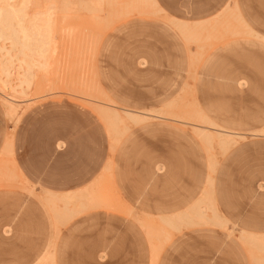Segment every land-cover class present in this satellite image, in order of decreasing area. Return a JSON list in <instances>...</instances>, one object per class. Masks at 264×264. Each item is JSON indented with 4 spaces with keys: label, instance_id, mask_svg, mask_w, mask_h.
<instances>
[{
    "label": "rangeland",
    "instance_id": "1",
    "mask_svg": "<svg viewBox=\"0 0 264 264\" xmlns=\"http://www.w3.org/2000/svg\"><path fill=\"white\" fill-rule=\"evenodd\" d=\"M125 1L73 11L54 85L29 88L13 116L0 102V264H255L241 236H264V132L254 136L264 131V0H157L162 12L127 13ZM221 12L218 25L194 24ZM107 100L152 119L112 136L98 112ZM200 112L245 139L207 150ZM209 178L223 222L165 227L159 217L198 199ZM96 179L95 202L55 215L47 191Z\"/></svg>",
    "mask_w": 264,
    "mask_h": 264
},
{
    "label": "bare ground",
    "instance_id": "2",
    "mask_svg": "<svg viewBox=\"0 0 264 264\" xmlns=\"http://www.w3.org/2000/svg\"><path fill=\"white\" fill-rule=\"evenodd\" d=\"M110 2L111 0H0V95L4 97L3 100L9 116H13L17 112L20 104L26 102L25 99L28 96L26 97L25 95L28 94L27 91H31L29 88H37L41 84L43 85V83L48 87L54 85L57 63L60 64V61L58 62V56L61 53L60 49H63L61 48L62 41L66 38L69 39V34L72 31L70 26L64 24L68 16L79 11H85L87 13L97 12L102 9L104 3L109 4ZM113 2L115 3L116 1ZM121 5L124 6L123 9L126 7L124 11L126 13L127 8L130 7L131 12L132 6L139 7L140 5L142 8L149 6L150 8L152 7V10L155 8L154 10L156 12H161L154 0H126ZM71 18L73 17L71 16ZM94 18H98V16ZM73 43L77 44L75 42ZM23 95L26 97L24 100L21 97ZM109 102L111 101L107 100L108 104L106 107L103 108L101 106L102 108H98V112L101 110L99 115H101L102 119L103 117L105 118L103 120L111 128L110 130L113 133L109 132L112 136L114 134V136L118 135L120 133L119 126L125 125L127 122L135 124L152 119L151 113H133L122 109L118 110L116 109L117 107H112L114 105L112 102V105ZM97 103L99 104V101ZM199 115L201 125H197L194 128L196 129L198 137L203 140L207 150L212 149L213 144H217L225 153L231 145L236 144L241 139L216 127L201 112ZM9 146L10 144L7 145L6 150L11 151V146ZM10 151L8 152L11 153ZM210 158L213 161V157ZM213 162L210 163L211 168L212 164L214 165ZM1 169L0 173H3L2 176L5 178L6 170ZM109 198L110 200L112 199L110 196ZM109 198L106 197V199ZM210 200L209 189H207L202 200L196 206L193 215L187 218L188 221L192 222L190 225L208 224L212 221L218 223L223 222L219 214L214 211ZM110 202L113 204V199ZM147 224L150 225L149 223ZM173 226V224H168L165 227L173 228ZM158 228L156 229L155 227L154 229L150 226V230L147 229L151 233H165L164 229ZM241 239L243 242L245 241V245L247 244L250 247V251L252 250L251 258L253 262L255 264H264V237L242 235ZM51 260V257H49L47 262Z\"/></svg>",
    "mask_w": 264,
    "mask_h": 264
},
{
    "label": "crops",
    "instance_id": "3",
    "mask_svg": "<svg viewBox=\"0 0 264 264\" xmlns=\"http://www.w3.org/2000/svg\"><path fill=\"white\" fill-rule=\"evenodd\" d=\"M154 2L157 5L158 9L162 12L163 9L160 7L158 1L157 0H154ZM225 8L228 9V5H226ZM222 14L223 13L221 12L219 15H216L213 18L204 19V20H201V21H196L194 24H196V26L198 28H201V27L204 28V26H206V25H211V26L218 25L219 24V21L221 19L220 16ZM177 20H180V19H177ZM235 20H236V22L241 23L242 25H244L245 28L250 33L252 32V30L250 29V27L242 19H240L238 16L235 17ZM180 21H182V20H180ZM230 28H231V26L229 28H227V29H230ZM0 102H1V105L3 107H6L3 99L0 98ZM121 109L122 110H125V111H129V112H133V113H150V112L134 111V110H131V109H126V108H121ZM5 110H6V113L8 114L7 108H5ZM201 113L211 123H213L216 127H218L219 129H221L222 131H224L226 133H229L231 135H234L236 137H240L241 139H245V137H243L239 133H235V132H233L231 130H228V129L224 128V127H221V126L217 125L216 123L212 122L208 118V116L206 114H204L203 112H201ZM159 118H162V117H159ZM263 132H264L263 130L257 131L254 134V136L257 135V134L263 133ZM5 150H6V148H5ZM5 177H7V173L6 172H5ZM207 183H208L207 189H209L210 199H211L210 200V203L213 206L214 211L217 212L219 214V216L223 219V217L221 215V212H220V209L218 208V205H217V200L214 197L213 179L212 178H209L208 181H207ZM100 188H101L100 187V181H99V179H96L95 181H93L88 186H86V187H84V188H82L80 190H76V191L75 190H70V191H67V192H65L63 194H57V193H52L50 191H47L46 192V194H47V198L46 199L53 203V205H54L53 211H54L55 215L56 216H61L64 213H68V212L73 211V210L67 208L71 203H73V206H75V207H77V206L84 207V206H87L88 204H91V203L95 202L97 200V198H98V193H99ZM207 189H205L202 192V194L200 195V197L198 199H196L195 201H193L192 203H190L183 210H181L179 212H175V213H173L171 215L160 216L159 217L160 222L163 225H165V226H167L168 224H173L174 225L173 228H178V226H180L181 224H187V225L192 224V222L188 221L187 218L188 217H191L193 215V212H194L196 206L202 200V198L205 195ZM56 202H62L64 204V206H65L64 209H59L57 207ZM164 234H165L164 232L163 233H159V232H152L151 233V232H149V235L156 236V237H159V238L162 235H164ZM242 235L259 236V235L247 233L245 231L242 232ZM259 237H264V236H259ZM48 259H49V257H44V258L40 259V261H38V262H41V264H44V263L47 262Z\"/></svg>",
    "mask_w": 264,
    "mask_h": 264
}]
</instances>
